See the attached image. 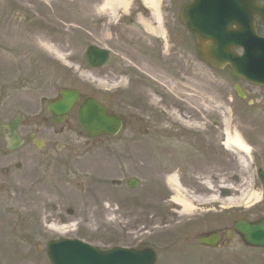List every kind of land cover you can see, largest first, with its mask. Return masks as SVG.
<instances>
[{"label":"rangeland","instance_id":"374dc122","mask_svg":"<svg viewBox=\"0 0 264 264\" xmlns=\"http://www.w3.org/2000/svg\"><path fill=\"white\" fill-rule=\"evenodd\" d=\"M15 3L27 12L13 17L18 32L11 36L38 51L44 69L35 89L44 100L61 87H75L123 114L126 124L115 137L89 140L74 113L65 126L74 129L65 149H27L26 195L13 202L10 214L0 209V264H50L46 244L61 235L52 225L104 249L151 246L156 264H264V249L246 247L237 235L217 249L196 241L202 233L264 215L256 170L264 168V87L243 82L257 100L250 106L234 91L242 81L203 61L192 35L172 34L168 47L136 17L109 24L108 13L97 9L100 0H0V9ZM31 23L41 24L37 38ZM39 41L57 47L64 64ZM91 44L111 49L105 66L87 63ZM50 124L42 128L46 139ZM228 132L241 133L252 153L226 148ZM173 174L194 200L242 192L261 198L234 208L195 200V210L183 212L167 184ZM135 177L142 183L131 189L127 182Z\"/></svg>","mask_w":264,"mask_h":264},{"label":"water","instance_id":"95a60500","mask_svg":"<svg viewBox=\"0 0 264 264\" xmlns=\"http://www.w3.org/2000/svg\"><path fill=\"white\" fill-rule=\"evenodd\" d=\"M258 0H197L187 6L183 12V18L189 29L198 38L199 54L214 66L222 68L230 64L234 74L239 77L251 79L258 83L264 80L260 76L252 75L254 70L259 71L261 48L263 39L257 34L254 18L259 16L264 20V6L257 5ZM213 5V11L202 14V18L214 19L213 25L203 22L202 25L194 20H200V7L204 4ZM228 4L227 13L224 16L220 8ZM219 5L220 8L217 7ZM199 13H198V12ZM197 12V14H194ZM194 14V15H193ZM193 15V17H192ZM235 26V29H232ZM234 46H243L245 54L238 57L233 51ZM89 63L94 67L102 66L108 59V51L96 46H90L87 51ZM63 99L51 105V110L56 114H66L71 111L74 103L79 99V91L64 90ZM80 122L86 128V132L93 137L103 134L115 135L122 126V120L116 115H110L106 107L94 98H89L83 104L79 112ZM264 182V173L260 172ZM132 187L139 182L131 181ZM233 229L239 233L248 246L264 247V217L256 222L246 220L237 221ZM232 231L227 232V238H231ZM199 243L206 246H220L221 236L213 233L201 236ZM49 256L53 264H152L154 253L135 252L132 250L114 249L102 252L99 249L84 244L80 241H52L48 244Z\"/></svg>","mask_w":264,"mask_h":264},{"label":"flooded vegetation","instance_id":"af4514ba","mask_svg":"<svg viewBox=\"0 0 264 264\" xmlns=\"http://www.w3.org/2000/svg\"><path fill=\"white\" fill-rule=\"evenodd\" d=\"M131 1L133 11L122 22L133 16L134 21L135 17L138 18L147 30L152 27L167 34L188 32L181 21V11L191 0H160L158 18L153 16V11L145 0ZM100 5L101 3L99 7ZM19 13L24 11L18 6L0 9V209L6 210L10 209L13 201H20L24 196L27 183V154L24 150L29 142H33L42 133V124L46 119L43 115L41 90L35 89L38 80L41 81L44 65L35 49L25 48L21 37H17L21 41L19 44L11 36V33L18 32L13 31L17 27L13 23V17ZM28 28L36 36L40 33L41 25L31 23ZM68 45H72V42H68ZM40 67L43 69L39 70ZM66 78L70 80L71 76ZM55 97L52 100L58 99L59 95ZM51 119L53 121L52 116ZM70 122L71 115L63 124L69 125ZM13 130H16L21 140L20 142L18 139L16 143H22L14 151L9 142ZM63 130V127L55 128L48 145L59 149L62 146L60 137L65 136Z\"/></svg>","mask_w":264,"mask_h":264},{"label":"bare ground","instance_id":"6f19581e","mask_svg":"<svg viewBox=\"0 0 264 264\" xmlns=\"http://www.w3.org/2000/svg\"><path fill=\"white\" fill-rule=\"evenodd\" d=\"M145 3L151 7L153 11V16L155 18H158L160 16L159 13L160 0H145ZM131 4H132L131 0H104L102 5L100 7L98 6L97 9L101 13H105V14L108 13L109 16L114 18L119 7H124L126 11L129 10ZM149 30L157 33L160 32V30H158L157 28H152V27ZM39 42L40 45L45 50L52 53L53 55L63 58V54H61L60 51L51 42L49 41H39ZM225 147L228 149L234 147L238 151L244 152L246 154H248L251 150L250 146L245 142V140L238 132L233 134L229 132L227 133V140L225 142ZM168 184L170 185V187L173 188L175 192L174 200L178 205L182 207L183 212H187V213L193 212L196 208V206L194 205L195 200L202 201L201 198H195V200L194 197H192V199L189 198L190 196L188 195V191L184 187H182V185L179 183L178 176L176 174L170 175L168 177ZM233 191H236V189L233 188ZM244 197L245 196L243 194L242 197L238 199L228 198V200H224V201L232 204V203H236L237 201L238 202L241 201ZM260 198H261V194L256 193L253 199L260 200ZM212 199L217 200L218 196L213 195ZM52 227L56 229L57 226L52 225Z\"/></svg>","mask_w":264,"mask_h":264}]
</instances>
